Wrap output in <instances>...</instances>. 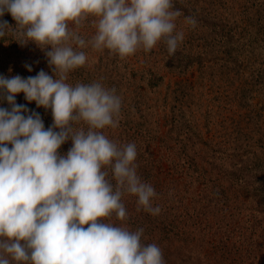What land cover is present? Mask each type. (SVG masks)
<instances>
[{
	"label": "clouds",
	"instance_id": "1",
	"mask_svg": "<svg viewBox=\"0 0 264 264\" xmlns=\"http://www.w3.org/2000/svg\"><path fill=\"white\" fill-rule=\"evenodd\" d=\"M5 13L16 24L0 20V39L34 43L53 75L0 76V99L10 106L0 107V264H165L157 244L142 242L143 228L112 222L128 220L125 196L136 198L137 212L161 211L154 187L137 173L136 144L104 132L119 127L122 97L99 81H67L88 62L84 49L124 60L163 43L175 54L185 37L182 12L173 0H0ZM86 24L94 28L88 39ZM20 93L51 110L50 127L38 113L26 115Z\"/></svg>",
	"mask_w": 264,
	"mask_h": 264
},
{
	"label": "trees",
	"instance_id": "2",
	"mask_svg": "<svg viewBox=\"0 0 264 264\" xmlns=\"http://www.w3.org/2000/svg\"><path fill=\"white\" fill-rule=\"evenodd\" d=\"M173 3L175 9L182 12L177 19V28L185 33L175 54L169 55L163 43L148 53L138 51L136 54L139 59L142 58V68L133 70L129 67L130 57L121 60L107 50L100 53L90 48L84 49L88 62L72 71L67 83L74 86L77 82L89 84L99 81L107 88L114 87L123 100L120 124L128 129L125 121L133 122L139 104L143 101L148 103L151 90L145 89L162 79L160 72L166 70L175 73L180 78L173 84H167L163 96L159 95L154 100L159 102L157 110H165L161 116L166 119L164 124L168 137L181 144L179 152L183 153L187 144L193 150L199 145V138L191 129L194 127L191 122L198 118L185 117L186 112L193 115L195 110L201 109L199 104L189 102L195 97L197 88L194 81L184 78L191 69L197 72L196 84L207 79L214 81L218 73L227 78L233 72L232 83H236V86L231 91V100L242 109L250 106L254 97H264V0H173ZM188 16L197 21L195 28L184 25V18ZM0 20L15 27L16 22L9 13H5ZM0 46L1 53L18 58L15 60L18 63L21 60L20 64L25 62L31 66L32 76H36L40 70L53 75L45 53L34 43L21 46L9 35L0 39ZM4 61L0 60V68L6 66ZM143 81L150 86L146 88ZM131 84L135 85V90L129 87ZM124 91L137 98L132 105L127 104ZM27 103L32 106L27 114L38 113L45 129L52 125L50 109L41 107L38 111L35 102ZM153 115L160 116L153 113L151 117ZM151 122L147 116L144 120H136L133 125L149 132L151 128L148 123ZM235 123L236 135L229 146L230 153L221 157L213 153L209 163L217 169L216 179L228 182V186L222 185L221 190L227 192L232 189L234 197L243 201L241 204H248V222L253 232H258L256 240L264 241V123L258 119L254 128L250 129L241 121ZM120 124V131H125ZM160 128L157 120L154 130L160 131ZM203 151L207 153L210 150L205 148Z\"/></svg>",
	"mask_w": 264,
	"mask_h": 264
},
{
	"label": "rangeland",
	"instance_id": "3",
	"mask_svg": "<svg viewBox=\"0 0 264 264\" xmlns=\"http://www.w3.org/2000/svg\"><path fill=\"white\" fill-rule=\"evenodd\" d=\"M81 33L88 39L94 33V28L86 24ZM138 56H130L129 67L133 70L142 68V58ZM15 59L18 58L3 54L0 49V60H6V66L0 68V76H32L27 64H20L21 60L18 63ZM160 73L162 79L157 80L156 85L150 86L143 81L146 88L150 86L145 90H151V95L148 96V103L143 101L139 104L136 119L133 122L125 121L128 129L120 124L125 131L110 128L105 134L121 144H136L137 173L154 187L157 193L154 206L158 205L161 211L155 216L143 210L137 212L136 198L125 196L123 201L129 218L125 222L113 218L112 222L118 226L123 223L132 231L143 228L142 242L157 244L163 252L165 264H264V241L256 240L258 232H253L248 222V204H241L243 201L234 197L232 189L227 192L221 190V186H228V182L216 179L217 169L209 163L213 153L218 157L230 153L229 146L236 135L235 121H241L249 129L254 128L258 119L264 123V108L261 109L264 97H254L251 105L242 109L231 100V91L236 86V83H232L233 72L227 78L218 73L214 81L207 79L196 84L197 72L191 69L184 78L194 81L197 88L195 97L189 102L199 104L201 109L195 110L193 115L186 112L185 117L198 118L191 122L194 126L191 129L198 136L199 145L193 150L187 144L186 151L181 153V144L168 137L164 124L166 119L161 116L165 110H157L159 102L154 100L159 95L163 96L167 84H173L180 77L171 71ZM129 87L135 90V85ZM124 95L128 105L137 99L134 94L125 91ZM16 103L32 107L23 93L17 94ZM0 107L10 110L3 99H0ZM40 109L38 107V111ZM153 113L160 116L151 117ZM147 116L152 121L148 123L151 130L145 132L139 127L135 128L134 122ZM157 120L160 131L154 130ZM71 147L69 140L59 149L60 154L66 155ZM205 148L210 151L206 153L203 151Z\"/></svg>",
	"mask_w": 264,
	"mask_h": 264
}]
</instances>
